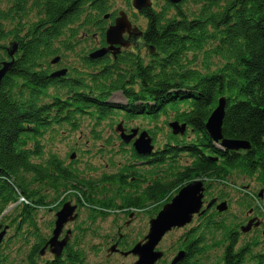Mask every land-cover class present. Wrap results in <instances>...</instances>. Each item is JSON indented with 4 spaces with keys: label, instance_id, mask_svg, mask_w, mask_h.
<instances>
[{
    "label": "trees",
    "instance_id": "16d2710c",
    "mask_svg": "<svg viewBox=\"0 0 264 264\" xmlns=\"http://www.w3.org/2000/svg\"><path fill=\"white\" fill-rule=\"evenodd\" d=\"M190 1L193 5L184 7ZM112 5L113 0H0V64L10 60L11 43H18L0 86V224L9 222L16 230L0 246V264H15L7 253L12 241L22 238L29 245L31 237L35 242L25 264L86 263L83 249L71 243L63 256L40 263L49 240L37 221L38 209L49 204L41 187L53 190L57 199L67 194L68 200L75 193L91 221L119 213L128 217L133 211L151 220L197 179L206 180V203L226 199L224 191L218 198L210 191L214 184L226 186L233 173L264 187V0H163L138 10L147 19L139 39L146 54L138 50L137 40L116 56L109 52L92 59L90 53L106 45V30L120 11L109 12ZM95 34L98 46L80 57L82 68L70 65L65 75H51L60 70L54 66L62 64L65 51H74ZM116 92L127 103L108 102ZM222 96L227 97L224 136L248 140V152L221 149L206 130ZM172 113L174 120L188 124L187 133L168 132L148 157L138 156L133 147L123 148L122 142V151H129L132 160L115 174L86 178L55 156L36 162L44 156V134L55 125L75 127L79 116L122 114L127 121L143 116L156 122L161 114ZM111 141L107 139L108 146ZM182 156L189 163L180 162ZM135 160H145L150 170L139 171ZM230 221L215 206L198 216L174 245L176 254L186 253L179 264H264V235L257 232L241 242L248 233ZM113 240L122 251L136 244L120 231ZM159 263L167 264L166 256Z\"/></svg>",
    "mask_w": 264,
    "mask_h": 264
},
{
    "label": "rangeland",
    "instance_id": "374dc122",
    "mask_svg": "<svg viewBox=\"0 0 264 264\" xmlns=\"http://www.w3.org/2000/svg\"><path fill=\"white\" fill-rule=\"evenodd\" d=\"M130 1L131 4H133V0ZM152 2L153 4H161L163 0H152ZM192 5L193 3L190 1L185 3L184 7ZM114 10L126 11L132 21V24L139 26L142 30L145 29L147 19L139 14L138 10H136L133 5H131V7L128 6L127 0H113V5L109 12ZM134 12L137 13L136 17H133ZM118 15L119 13L117 16ZM98 38V34L92 35L77 44V48L74 47V51L64 50L67 53V56L63 59L60 66H54V68L61 69V67L66 68L70 65L82 68L83 64L80 57H82L83 54H86L89 50L98 46ZM141 38L142 37L137 40ZM8 41L7 43H9ZM136 43H138V50H140L143 54L148 52L147 48L143 47L142 40H139ZM131 45L132 44H130V46ZM134 50L137 51V49ZM108 102L115 105H121L127 103V98L121 92H116L111 95ZM173 116V113L169 117L165 114H161L156 122L150 121L148 118L143 116L127 121L124 119L122 114L112 115L106 119H95L90 115L79 116L77 118L79 119L77 121L78 124H76L75 127H71L69 125H55V129L48 130L44 134V136L40 139L41 147L44 150V156L43 158H39V161L36 160V162L40 163L44 159L48 160L51 156H55L64 162V166H72L86 178L98 179L102 177L103 174H115L124 164L132 160V156L129 151L133 146V141L130 144L124 143L125 146H123V148H127L129 151H122V139L120 137V132L117 131L118 125L122 122L127 132H130L132 128L136 127H139L140 131L148 130L150 135L153 137L155 149L158 150L161 144L166 141V134L172 131L167 121L169 123L173 121ZM150 130L155 131V135H153ZM98 135L100 137L96 138ZM110 137L112 138L111 142L113 146H108L107 139ZM73 154H75L74 159H72ZM144 162L145 160L132 161V163L135 164V168L139 171L150 170V166L144 164ZM180 162L189 163V160L185 156H182ZM205 187L207 189V183H205ZM39 190L41 191V195L46 197L50 196V199L48 200L49 204L37 211L38 225L45 237L50 239L52 235L56 220V213L62 209L64 204L71 202L74 206L78 207L76 211L78 218L66 225L61 238H64L68 235L67 232L71 231L69 244H73L76 248L78 245L79 248L83 249L86 255L85 264H134L137 258L133 256L124 257L119 253L109 256L108 250L114 244H117L113 238L116 235L118 236L119 231L121 234L129 235V237L133 239L132 241H136V243L141 241L149 230V215L133 211L131 214L132 217H127V215L125 216V214L119 213L109 215L106 218L100 217L96 219V221H91L88 218L87 208L77 203L75 193H70L71 197L59 206L63 200V195L57 199L56 193L53 199V192L48 191L49 189L46 190V188L41 187ZM220 191H224L226 194V199L221 200L219 203L224 201L228 203L229 208L228 211H226V218L228 220H232L228 222V224L232 223L233 226L247 225L248 223L246 222L250 211H253L252 213L261 219L257 218L261 221L258 226L259 228L256 227L258 229H251L248 234H242L241 242L250 240L256 236L257 232L264 235V226H261L262 222H264V187L259 185L253 178H245L238 173H233L226 182V186H218L214 184V189L210 191V195L218 198ZM260 192H262V197L260 196ZM61 193L63 194V192ZM246 201H249L250 203H247ZM247 204H250L251 207H248ZM9 209L11 210V208ZM6 211L4 215H7L9 212V210L7 212ZM197 218L198 216H196L193 222L185 228L173 230L166 235L161 242L159 250L165 253L164 257L166 256L167 264H169L178 254H176L174 246L176 241L183 235L186 229L189 230L195 223H197ZM128 221L129 223L127 226ZM51 222H53V227L50 226ZM6 224V226L4 224H0V226L9 227L3 242L4 244L7 242L9 237L15 235L16 233L15 227H10L9 222ZM80 226L83 230H79ZM121 226L124 227L122 230H119V227ZM34 242L35 239L32 237L29 240V245H24L22 238L13 240L10 245V249L7 251L10 261H14L15 264H25L23 262V258L26 257ZM262 245L264 246L263 243ZM261 246L258 247V250H261ZM52 258L57 257L47 250L39 261L42 263L45 259Z\"/></svg>",
    "mask_w": 264,
    "mask_h": 264
},
{
    "label": "water",
    "instance_id": "95a60500",
    "mask_svg": "<svg viewBox=\"0 0 264 264\" xmlns=\"http://www.w3.org/2000/svg\"><path fill=\"white\" fill-rule=\"evenodd\" d=\"M169 1L174 4H179L183 0ZM132 3L136 10H141L153 5L152 0H133ZM105 17L108 18L109 14H106ZM125 33L129 35L127 38L124 37ZM143 34L144 31L139 26L133 25L128 13L122 10L115 18L114 23L106 30L105 40L107 45L92 51L89 57L92 59L102 58L109 52L116 56L117 53L121 51L122 47H128L132 41L135 42L138 38L142 37ZM17 50L18 43L12 42L8 48L10 60H5L0 64V86L15 61L14 57ZM59 58V56L56 57L53 62H57ZM67 71V68H62L53 72L51 75L62 76L65 75ZM226 106L227 97L222 96L206 123L207 132L211 139H213L216 144H219V147L223 150L234 152L250 150L251 146L248 140L224 136L223 123L226 116ZM169 126L174 135H185L188 129V124L186 122L181 123L179 120L171 121ZM117 131L120 132L123 143L130 144L133 141V149L138 156L148 157L155 154L153 137L148 130L140 131V128L136 127L132 128L130 132H127L121 122L117 127ZM74 158L75 154L72 156V159ZM205 183L206 180L197 179L184 186L170 202L163 206L157 216L150 220L148 233L141 241L126 252L121 251L118 248V244H114L108 250L109 256L119 253L124 257L133 256L137 258L134 264H158L165 255L163 251L159 250V246L166 235L173 230L182 229L190 225L196 216H200L213 206H215L216 210L220 213L228 211V203L225 201L218 203L217 199H214L210 201V203H207V205L205 204ZM204 206H206L205 209H203ZM77 209V206L68 202L56 213L54 229L48 243L42 251V255H44L47 250L55 257H61L63 255L69 245L71 231H68V235L64 238L61 237L66 225L78 218V214L76 213ZM260 223L261 221L257 218L251 219L247 225L242 226L241 231L243 233H249L253 225L258 227ZM8 228V226H0V246L7 235ZM185 257L186 253L180 251L170 264H179Z\"/></svg>",
    "mask_w": 264,
    "mask_h": 264
},
{
    "label": "flooded vegetation",
    "instance_id": "af4514ba",
    "mask_svg": "<svg viewBox=\"0 0 264 264\" xmlns=\"http://www.w3.org/2000/svg\"><path fill=\"white\" fill-rule=\"evenodd\" d=\"M134 25V24H133ZM129 35H128V33H125L124 34V37L125 38H127ZM131 44L133 45V42H131ZM106 45H107V43H106ZM106 45H104V46H106ZM131 45V46H132ZM130 46V45H129ZM128 46V47H129ZM125 48H127V47H122V49H121V51L123 50V49H125ZM111 55H112V53H111ZM114 56V55H113ZM250 146L252 147V144H251V142H250ZM251 150V149H250ZM250 150H241V151H239V152H248V151H250ZM259 184V183H258ZM259 185H261V184H259ZM48 191H52L53 192V199H54V197H55V192L53 191V190H51V189H49ZM262 191V190H261ZM205 193H206V191H205ZM67 194H63V196H62V199L63 200H65V196H66ZM260 196L262 197V192H260ZM47 199L49 200L50 199V196H47ZM205 200V199H204ZM70 201V200H69ZM218 203L220 202V201H217ZM205 203H206V201H205ZM208 203V202H207ZM253 211H250V214H249V217H248V219H247V222L246 223H248L252 218L254 219V218H258V219H260L258 216H256L255 214H253L252 213ZM132 217V216H131ZM261 220V219H260ZM129 222V221H128ZM261 226H264V222H262V225ZM259 228V227H258ZM258 228H256L255 227V225H253V227H252V230H254V229H258ZM171 263V262H170ZM169 263V264H170Z\"/></svg>",
    "mask_w": 264,
    "mask_h": 264
}]
</instances>
